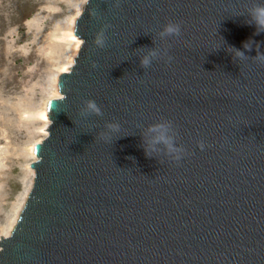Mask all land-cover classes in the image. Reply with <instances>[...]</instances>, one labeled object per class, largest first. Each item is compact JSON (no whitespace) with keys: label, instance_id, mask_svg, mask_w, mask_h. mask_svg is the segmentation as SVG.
Segmentation results:
<instances>
[{"label":"water","instance_id":"water-1","mask_svg":"<svg viewBox=\"0 0 264 264\" xmlns=\"http://www.w3.org/2000/svg\"><path fill=\"white\" fill-rule=\"evenodd\" d=\"M115 2L86 0L76 21L82 43L49 101L0 264H264V62L252 59L264 32L248 23L264 0ZM169 20L182 34L160 41ZM168 44L170 63L140 67ZM87 99L102 117L81 115ZM161 120L188 153L179 163L159 148L145 155L147 127ZM106 122L120 129L100 139Z\"/></svg>","mask_w":264,"mask_h":264},{"label":"rangeland","instance_id":"rangeland-1","mask_svg":"<svg viewBox=\"0 0 264 264\" xmlns=\"http://www.w3.org/2000/svg\"><path fill=\"white\" fill-rule=\"evenodd\" d=\"M85 4L0 0V238L13 231L33 187V147L49 126L42 112L58 97L63 68L74 64L69 32Z\"/></svg>","mask_w":264,"mask_h":264},{"label":"clouds","instance_id":"clouds-1","mask_svg":"<svg viewBox=\"0 0 264 264\" xmlns=\"http://www.w3.org/2000/svg\"><path fill=\"white\" fill-rule=\"evenodd\" d=\"M115 6L119 7V0H116ZM94 14V13H93ZM249 20L248 23L256 26V34L264 32V2H255L253 6L248 10ZM111 27L110 24H105L100 31L96 34L95 44L98 48L103 49L106 46L107 36L106 31ZM181 24L169 20L165 23L162 29L157 33L160 41L167 42L169 38H178L181 36ZM252 41H249L244 45L246 50L252 49ZM170 44L166 47H152L148 48L146 53L140 58V67L148 69L152 66L153 61L158 59H164L166 63H170L174 58L169 55ZM235 56L241 58L245 56L243 51L235 49ZM254 60L264 62V53L259 50V44H256V55L252 57ZM93 63V67H95ZM103 111L100 105L93 99H87L83 101V107L81 108L82 116L95 115L98 117L103 116ZM105 129L107 132H99L97 135L100 139L110 137V133L117 132L120 129L118 122H106ZM146 144L145 155L151 157L152 152L161 149L165 155H167L172 161L179 163L186 155H188L183 145H178L176 142V132L171 121L161 120L157 123L150 124L147 127L145 133ZM197 146L203 150L205 144L203 141H198Z\"/></svg>","mask_w":264,"mask_h":264},{"label":"bare ground","instance_id":"bare-ground-1","mask_svg":"<svg viewBox=\"0 0 264 264\" xmlns=\"http://www.w3.org/2000/svg\"><path fill=\"white\" fill-rule=\"evenodd\" d=\"M81 13V11H79V13L78 14H80ZM71 31L69 32V37L73 40V41H75L76 42V44H77V51L79 50V48H80V46H81V39L75 34V26H73V28L72 29H70ZM64 69V71H67L68 69H67V67H64L63 68ZM63 71V72H64ZM60 92H59V94H58V97H60ZM48 105V104H47ZM42 116L49 122V124H50V119H49V117H48V106L45 108V110L42 112ZM48 124V125H49ZM35 147H33V153L35 154V156L37 157V155H36V153H35Z\"/></svg>","mask_w":264,"mask_h":264}]
</instances>
